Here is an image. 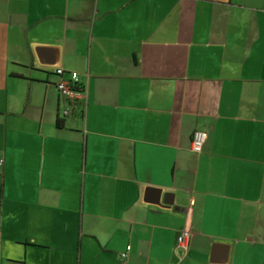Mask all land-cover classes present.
<instances>
[{
  "label": "crops",
  "instance_id": "obj_1",
  "mask_svg": "<svg viewBox=\"0 0 264 264\" xmlns=\"http://www.w3.org/2000/svg\"><path fill=\"white\" fill-rule=\"evenodd\" d=\"M0 161V264H264V0H0Z\"/></svg>",
  "mask_w": 264,
  "mask_h": 264
},
{
  "label": "built area",
  "instance_id": "obj_2",
  "mask_svg": "<svg viewBox=\"0 0 264 264\" xmlns=\"http://www.w3.org/2000/svg\"><path fill=\"white\" fill-rule=\"evenodd\" d=\"M56 74L60 76V79L57 83V89L62 94V96L70 103H77L85 101L86 99V87L79 80V74L77 71H72L67 73L64 76L65 72L62 68L55 70ZM69 113V109L65 111V114ZM207 137V131L205 127H200L196 129L193 133L191 148L195 151H199ZM1 164V161H0ZM1 235V230H0ZM190 233L185 229L180 233L177 238L179 246L183 247L185 250L189 245ZM127 250L121 254L122 258L127 256V251L130 249V246H127Z\"/></svg>",
  "mask_w": 264,
  "mask_h": 264
},
{
  "label": "water",
  "instance_id": "obj_3",
  "mask_svg": "<svg viewBox=\"0 0 264 264\" xmlns=\"http://www.w3.org/2000/svg\"><path fill=\"white\" fill-rule=\"evenodd\" d=\"M228 254V245L223 243H214L212 245L211 260L215 262H223L226 260Z\"/></svg>",
  "mask_w": 264,
  "mask_h": 264
},
{
  "label": "trees",
  "instance_id": "obj_4",
  "mask_svg": "<svg viewBox=\"0 0 264 264\" xmlns=\"http://www.w3.org/2000/svg\"><path fill=\"white\" fill-rule=\"evenodd\" d=\"M80 104H81V102H80Z\"/></svg>",
  "mask_w": 264,
  "mask_h": 264
}]
</instances>
